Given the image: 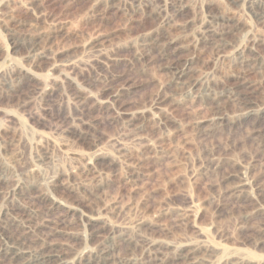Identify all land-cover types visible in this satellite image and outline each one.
I'll list each match as a JSON object with an SVG mask.
<instances>
[{"label":"rangeland","instance_id":"rangeland-1","mask_svg":"<svg viewBox=\"0 0 264 264\" xmlns=\"http://www.w3.org/2000/svg\"><path fill=\"white\" fill-rule=\"evenodd\" d=\"M263 1L0 0V264H264Z\"/></svg>","mask_w":264,"mask_h":264},{"label":"bare ground","instance_id":"bare-ground-1","mask_svg":"<svg viewBox=\"0 0 264 264\" xmlns=\"http://www.w3.org/2000/svg\"><path fill=\"white\" fill-rule=\"evenodd\" d=\"M261 2V1H259ZM262 3V2H261ZM264 3V1H263ZM251 4V3H250ZM254 5V4H253ZM262 5V4H261ZM260 6V5H257ZM256 7V6H255ZM263 7V6H262ZM253 8V7H252ZM264 11V10H263ZM209 37V36H208ZM10 194V193H9ZM14 194V193H13ZM7 195V194H6ZM12 195V194H11ZM30 226V225H29ZM46 243V242H45ZM14 244V243H13ZM16 245V244H14ZM42 245V244H41ZM38 247V246H37ZM21 249V248H20ZM37 249V248H36ZM53 250V249H52ZM15 251V250H14ZM106 252V251H105ZM105 252H100V256H106ZM99 253V252H98ZM26 254V253H25ZM49 254V253H48ZM44 249H39V251L34 254L30 255V257L27 260H24L21 262V264H50L53 260H55L54 256H49ZM17 254H14L13 256H16ZM81 255V254H80ZM79 256V255H78ZM64 257V256H63ZM89 257V256H88ZM13 258V257H12ZM57 258V257H56ZM92 259V258H90ZM11 260V259H10ZM99 260V259H98ZM72 262V261H71ZM54 263V262H53ZM104 263V262H103ZM61 264H66L65 262Z\"/></svg>","mask_w":264,"mask_h":264}]
</instances>
